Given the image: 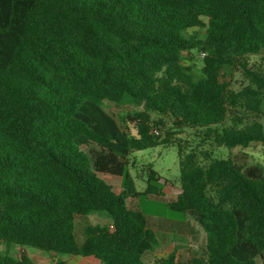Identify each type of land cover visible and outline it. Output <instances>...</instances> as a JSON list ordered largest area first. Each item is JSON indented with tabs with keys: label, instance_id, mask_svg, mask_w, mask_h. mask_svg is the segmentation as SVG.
Listing matches in <instances>:
<instances>
[{
	"label": "trees",
	"instance_id": "obj_1",
	"mask_svg": "<svg viewBox=\"0 0 264 264\" xmlns=\"http://www.w3.org/2000/svg\"><path fill=\"white\" fill-rule=\"evenodd\" d=\"M263 52L264 0H0V246L146 264L161 241L126 199L169 181L149 168L138 192L129 157L164 146L180 167L168 206L203 230L207 264H264V164L201 150L264 147V57L250 61ZM226 68L247 84L233 89ZM107 102L143 109L118 121ZM98 174L121 177L120 193ZM91 214L111 224L79 243ZM0 264L34 263L0 249ZM152 264L191 262L173 247Z\"/></svg>",
	"mask_w": 264,
	"mask_h": 264
},
{
	"label": "rangeland",
	"instance_id": "obj_2",
	"mask_svg": "<svg viewBox=\"0 0 264 264\" xmlns=\"http://www.w3.org/2000/svg\"><path fill=\"white\" fill-rule=\"evenodd\" d=\"M264 57V52L260 56H252L251 63H262L261 58ZM187 58V57H186ZM189 65L187 60L184 62ZM193 63L195 64V74L201 75V58L198 54L194 56ZM228 75L231 87L235 90L241 89L247 84V79L241 69H225ZM105 109L119 121V115L123 113H134L142 110L138 106H120L115 103L107 102ZM153 118H157L153 114ZM264 125V117L261 119ZM121 124V123H120ZM121 127L124 129L123 125ZM162 138L165 132L161 133ZM183 137H185L183 135ZM188 149L195 147L199 143V139L192 135L187 136ZM210 150L213 152V157L216 158H233L237 164L244 167H249L255 164H264V147L260 143H253L248 148H234L228 150L225 147H210L205 144L201 150ZM204 160H201L203 163ZM149 168L156 171L163 179L169 183L164 187V196H138L129 197L126 199L127 205L134 210L142 212L161 241V246L154 252H146L143 259L146 264H152L154 257L170 252L173 247H177L181 260L191 262V264H207L206 252V235L200 228L198 223L190 215H185L177 212L168 206L169 201H175L180 190V167L177 149L174 147L158 146L155 148L135 151L129 157V172L134 178L135 186L138 192H143L147 187V172ZM103 180L110 184L115 193H120L122 178L109 174H98ZM111 224V219L108 216L101 214H91L89 216H79L76 218V236L79 243L84 240V227L86 225H107ZM173 224V225H170ZM2 252L6 250L14 258L21 254L27 255L34 264H56L58 261L66 264H100L93 257L80 256H56L45 253L32 248H20L15 245L6 247L1 245Z\"/></svg>",
	"mask_w": 264,
	"mask_h": 264
},
{
	"label": "built area",
	"instance_id": "obj_3",
	"mask_svg": "<svg viewBox=\"0 0 264 264\" xmlns=\"http://www.w3.org/2000/svg\"><path fill=\"white\" fill-rule=\"evenodd\" d=\"M204 54H202V57H203ZM154 133L155 134H159V131L157 129L154 130Z\"/></svg>",
	"mask_w": 264,
	"mask_h": 264
},
{
	"label": "crops",
	"instance_id": "obj_4",
	"mask_svg": "<svg viewBox=\"0 0 264 264\" xmlns=\"http://www.w3.org/2000/svg\"><path fill=\"white\" fill-rule=\"evenodd\" d=\"M176 201V200H175ZM171 202H174V201H171ZM170 225H173V224H170ZM157 234V233H156ZM157 237L159 238V236L157 235ZM160 240V239H159ZM175 247V246H174ZM179 255H180V252H179ZM180 257H181V255H180Z\"/></svg>",
	"mask_w": 264,
	"mask_h": 264
}]
</instances>
